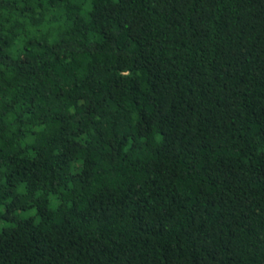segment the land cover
Masks as SVG:
<instances>
[{
    "label": "trees",
    "instance_id": "1",
    "mask_svg": "<svg viewBox=\"0 0 264 264\" xmlns=\"http://www.w3.org/2000/svg\"><path fill=\"white\" fill-rule=\"evenodd\" d=\"M0 264H264V0H0Z\"/></svg>",
    "mask_w": 264,
    "mask_h": 264
}]
</instances>
